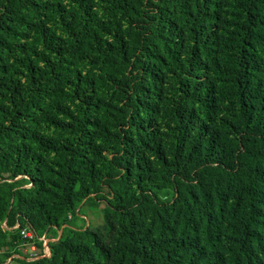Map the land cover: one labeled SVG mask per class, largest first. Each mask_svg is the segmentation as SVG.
Wrapping results in <instances>:
<instances>
[{"label":"trees","instance_id":"1","mask_svg":"<svg viewBox=\"0 0 264 264\" xmlns=\"http://www.w3.org/2000/svg\"><path fill=\"white\" fill-rule=\"evenodd\" d=\"M14 255L264 264V0H0Z\"/></svg>","mask_w":264,"mask_h":264},{"label":"built area","instance_id":"2","mask_svg":"<svg viewBox=\"0 0 264 264\" xmlns=\"http://www.w3.org/2000/svg\"><path fill=\"white\" fill-rule=\"evenodd\" d=\"M21 235H22L23 240H25V242H26L22 245L24 246V245L28 244V248L31 251L29 258L30 259L38 258L39 256H38V252L36 249V245L32 241L34 239L33 233L29 229H24V230H22ZM29 241H31V242L29 243ZM41 241L43 242V246H44V248H43L44 255H49L48 240L45 239V237H43V238H41ZM14 257H17V255L16 256L14 255L12 257L7 258V261H5L6 264H9L10 262H12Z\"/></svg>","mask_w":264,"mask_h":264},{"label":"rangeland","instance_id":"3","mask_svg":"<svg viewBox=\"0 0 264 264\" xmlns=\"http://www.w3.org/2000/svg\"><path fill=\"white\" fill-rule=\"evenodd\" d=\"M89 222H90V221H89ZM87 223H88V221H86V219L84 218V220H83V219H79V220L75 223V225H76V226H83V225H86ZM36 249H37V248H36ZM20 250H21V251L23 252V254L26 255L27 257H29L30 254H31V251H30L29 248H28V244H27V245H24V246L21 245ZM37 252H39L38 249H37ZM0 261H3V259H2L1 257H0ZM5 261H7V259H6ZM5 261H3L4 264H6ZM9 264H17V263H16V261H12V262H10Z\"/></svg>","mask_w":264,"mask_h":264}]
</instances>
